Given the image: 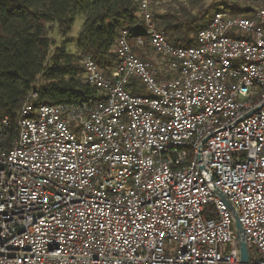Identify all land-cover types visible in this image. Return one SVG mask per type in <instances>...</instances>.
<instances>
[{
    "label": "built area",
    "instance_id": "built-area-1",
    "mask_svg": "<svg viewBox=\"0 0 264 264\" xmlns=\"http://www.w3.org/2000/svg\"><path fill=\"white\" fill-rule=\"evenodd\" d=\"M151 6L139 13L164 77L126 29L110 78L81 62L99 101L36 105L32 92L16 139L0 122V264H240L218 194L248 264H264V4L214 13L192 47L172 46Z\"/></svg>",
    "mask_w": 264,
    "mask_h": 264
},
{
    "label": "trees",
    "instance_id": "trees-1",
    "mask_svg": "<svg viewBox=\"0 0 264 264\" xmlns=\"http://www.w3.org/2000/svg\"><path fill=\"white\" fill-rule=\"evenodd\" d=\"M206 1L152 0L153 20L172 46L195 45L196 33L213 16V7ZM253 1L259 6L241 8L238 2L224 0L221 11L230 17H250L264 4V0ZM139 3L140 0H0V122L4 118L9 121V141L17 138L19 111L32 92L36 93V105L81 108L99 101L100 91L83 82L81 62L90 57L110 78L118 65L114 50L123 30L131 29L133 52L146 61L149 46ZM77 18L83 24L74 37L72 29ZM55 32L60 42L53 39ZM137 38L145 42L143 48L135 46ZM69 45H75L74 53L68 51ZM127 89L133 95L145 94L137 79H132Z\"/></svg>",
    "mask_w": 264,
    "mask_h": 264
},
{
    "label": "rangeland",
    "instance_id": "rangeland-1",
    "mask_svg": "<svg viewBox=\"0 0 264 264\" xmlns=\"http://www.w3.org/2000/svg\"><path fill=\"white\" fill-rule=\"evenodd\" d=\"M224 0H207L206 1V5L208 6H212L213 9H212V15L216 12H218L219 10L221 11L222 9V2ZM228 2L230 3H236L238 2L240 4V7L241 8H244V7H252V4L256 5V6H259L257 5V3H255L253 0L250 1V0H228ZM227 13V12H226ZM82 24H83V21L80 19V18H77L75 23H74V26H73V29H72V35L75 37L77 36V34L79 33L81 27H82ZM53 39L57 42H60L61 39L59 37V35L55 32V34L53 35ZM68 51L71 52V53H74L76 51V47L75 45H69L68 46ZM150 55V61L152 62V66H154L156 68L157 71H159V74L164 77L165 74H167V67L165 66L166 64L164 63V60L161 56L159 55H155V54H151L150 52H148V57ZM147 62V61H146ZM258 90V88H256ZM250 259H253V252H250Z\"/></svg>",
    "mask_w": 264,
    "mask_h": 264
},
{
    "label": "water",
    "instance_id": "water-1",
    "mask_svg": "<svg viewBox=\"0 0 264 264\" xmlns=\"http://www.w3.org/2000/svg\"><path fill=\"white\" fill-rule=\"evenodd\" d=\"M262 107H264V98L259 106L258 109H261ZM220 196V198L225 202V204L227 205L228 209L232 212L235 222H234V229L236 232V238H237V243H238V247H239V262L240 264H248V260H249V256H248V250L244 241V235H243V231L241 229V226L237 220L236 217V212L235 209L233 208V206L228 202V200L223 197L222 195L218 194Z\"/></svg>",
    "mask_w": 264,
    "mask_h": 264
},
{
    "label": "crops",
    "instance_id": "crops-1",
    "mask_svg": "<svg viewBox=\"0 0 264 264\" xmlns=\"http://www.w3.org/2000/svg\"><path fill=\"white\" fill-rule=\"evenodd\" d=\"M148 52H150L152 55H153V54L157 55V54L154 53L150 48H149ZM149 58H150V55H149V57H148V53H146V61L149 62L150 64H152V62L150 61ZM152 65H154V64H152ZM165 66H166V65H165Z\"/></svg>",
    "mask_w": 264,
    "mask_h": 264
}]
</instances>
